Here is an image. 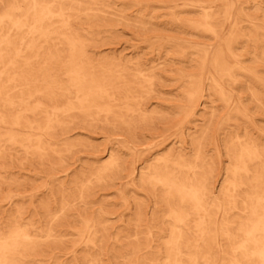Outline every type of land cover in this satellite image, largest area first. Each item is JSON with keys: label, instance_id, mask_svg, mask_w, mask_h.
Instances as JSON below:
<instances>
[{"label": "rangeland", "instance_id": "374dc122", "mask_svg": "<svg viewBox=\"0 0 264 264\" xmlns=\"http://www.w3.org/2000/svg\"><path fill=\"white\" fill-rule=\"evenodd\" d=\"M0 264H264V0H0Z\"/></svg>", "mask_w": 264, "mask_h": 264}, {"label": "bare ground", "instance_id": "6f19581e", "mask_svg": "<svg viewBox=\"0 0 264 264\" xmlns=\"http://www.w3.org/2000/svg\"><path fill=\"white\" fill-rule=\"evenodd\" d=\"M75 108V107H74ZM26 128V127H25Z\"/></svg>", "mask_w": 264, "mask_h": 264}]
</instances>
